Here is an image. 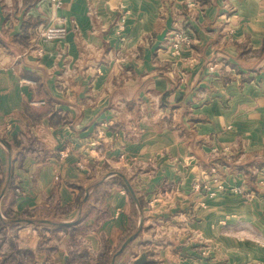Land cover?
<instances>
[{
    "label": "crops",
    "instance_id": "0c3cea01",
    "mask_svg": "<svg viewBox=\"0 0 264 264\" xmlns=\"http://www.w3.org/2000/svg\"><path fill=\"white\" fill-rule=\"evenodd\" d=\"M60 1L0 0V264H264V0Z\"/></svg>",
    "mask_w": 264,
    "mask_h": 264
},
{
    "label": "built area",
    "instance_id": "2783aa9c",
    "mask_svg": "<svg viewBox=\"0 0 264 264\" xmlns=\"http://www.w3.org/2000/svg\"><path fill=\"white\" fill-rule=\"evenodd\" d=\"M52 1L56 7L61 6L60 0H52ZM123 18L124 16L122 17V20L124 21ZM67 34H68V30L65 26H57V25L45 27L40 31V37L48 41L49 40H63L66 38ZM190 40H191L190 37L187 36L184 31L182 30L174 31L172 48L175 51V53L179 54L181 51V48L184 47V45L190 44ZM216 68L217 67L215 65H212L209 67L211 71H215ZM213 174L215 175V171H213ZM214 180L216 181V177L214 178ZM199 187H200L199 184L195 185L196 189ZM219 187L223 188L222 185H220ZM231 191H233L234 193H238V194L244 193V189L242 187H234L231 189Z\"/></svg>",
    "mask_w": 264,
    "mask_h": 264
},
{
    "label": "rangeland",
    "instance_id": "374dc122",
    "mask_svg": "<svg viewBox=\"0 0 264 264\" xmlns=\"http://www.w3.org/2000/svg\"><path fill=\"white\" fill-rule=\"evenodd\" d=\"M261 163H264V161L262 160L259 164H261ZM213 180H214V178H213ZM201 181H202V179H201ZM199 182H200V179H197V180H195V185H198L199 184ZM208 183V181H206V182H201V185H205V184H207ZM131 184V183H130ZM159 185V184H158ZM163 187L165 188L164 190L166 191H168L169 193L172 191V190H174L176 187H177V182H169L168 184L166 183V182H163ZM195 185H194V187H195ZM132 186V185H131ZM207 187V189L209 190L210 188L208 187V186H206ZM134 190V189H133ZM135 192V191H134ZM136 195V194H135ZM139 197H140V195H138ZM160 197H161V195L160 196H156V198L155 199H153V201H160ZM173 199H175L174 198V195H171L170 197H169V200L171 201H173ZM145 264V263H144Z\"/></svg>",
    "mask_w": 264,
    "mask_h": 264
},
{
    "label": "water",
    "instance_id": "95a60500",
    "mask_svg": "<svg viewBox=\"0 0 264 264\" xmlns=\"http://www.w3.org/2000/svg\"><path fill=\"white\" fill-rule=\"evenodd\" d=\"M125 179V182L129 188V190L131 191V193L135 196V192L133 190V187L131 186L130 182L126 179ZM136 235H132L131 237H129L125 243L123 244L122 248L120 249L119 253L124 249V247L131 241L135 238ZM146 260H147V255L145 253H143L141 256H139L135 261H134V264H144L146 263Z\"/></svg>",
    "mask_w": 264,
    "mask_h": 264
},
{
    "label": "trees",
    "instance_id": "16d2710c",
    "mask_svg": "<svg viewBox=\"0 0 264 264\" xmlns=\"http://www.w3.org/2000/svg\"><path fill=\"white\" fill-rule=\"evenodd\" d=\"M140 205H141V202H140Z\"/></svg>",
    "mask_w": 264,
    "mask_h": 264
}]
</instances>
